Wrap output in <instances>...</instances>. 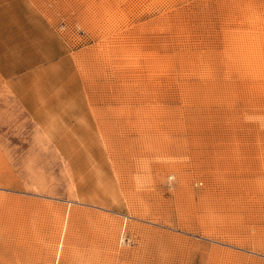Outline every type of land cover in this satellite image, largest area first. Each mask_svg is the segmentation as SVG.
Masks as SVG:
<instances>
[{"label": "rangeland", "instance_id": "rangeland-1", "mask_svg": "<svg viewBox=\"0 0 264 264\" xmlns=\"http://www.w3.org/2000/svg\"><path fill=\"white\" fill-rule=\"evenodd\" d=\"M36 3L68 55L46 114L0 86V264H264V0Z\"/></svg>", "mask_w": 264, "mask_h": 264}, {"label": "crops", "instance_id": "crops-1", "mask_svg": "<svg viewBox=\"0 0 264 264\" xmlns=\"http://www.w3.org/2000/svg\"><path fill=\"white\" fill-rule=\"evenodd\" d=\"M67 45L36 0H0V86L31 112L46 114L45 66L65 60Z\"/></svg>", "mask_w": 264, "mask_h": 264}]
</instances>
